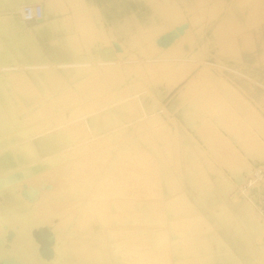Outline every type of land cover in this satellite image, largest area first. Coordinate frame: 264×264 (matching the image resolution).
Here are the masks:
<instances>
[{
    "label": "rangeland",
    "instance_id": "obj_1",
    "mask_svg": "<svg viewBox=\"0 0 264 264\" xmlns=\"http://www.w3.org/2000/svg\"><path fill=\"white\" fill-rule=\"evenodd\" d=\"M26 1L0 0V141L22 164L5 185L23 202L20 217L0 210V262L20 256L10 252L19 230L47 225L54 250L75 264H104L107 243L121 264H139L143 248L166 242L160 226L143 225L144 208L164 227L168 195L184 177L207 187L209 171L230 183L227 211L240 207L241 224L264 238V217L242 192L264 163V0H132L114 17L96 0H45L50 15L39 26L22 19ZM184 21L170 50L156 46L155 36ZM45 27L53 33L41 38ZM46 43L75 63L46 53ZM168 56L186 59L157 66ZM50 133L64 145L43 151L38 139ZM56 256L44 262L63 263ZM151 261L167 264L165 252Z\"/></svg>",
    "mask_w": 264,
    "mask_h": 264
},
{
    "label": "crops",
    "instance_id": "obj_2",
    "mask_svg": "<svg viewBox=\"0 0 264 264\" xmlns=\"http://www.w3.org/2000/svg\"><path fill=\"white\" fill-rule=\"evenodd\" d=\"M96 1L98 4L110 5L112 17L119 16L121 3L134 4L132 0L124 2L121 0ZM42 2L46 8L47 2L45 0ZM62 3L66 4V1H60L59 4L62 5ZM0 15L3 16L6 13L0 11ZM61 16L62 11L60 10L55 20L64 21ZM44 19L43 21L25 22L28 26H39L45 21ZM15 20L17 21V15ZM1 141L3 143L0 146L2 153L8 145L7 142L4 143L5 140ZM5 175V173H1L0 177ZM208 177L211 184L207 187H202L204 182L201 181V178H197L195 181L190 180L192 184L185 177L181 183L179 182L180 188L168 195L169 200L166 199L167 206L163 211V218L166 223L164 227L161 225L162 221L159 223L160 225H157L152 220L150 208H144L146 219L143 221V225L145 227L160 226L165 232L166 242L151 243L147 248H143L147 260L139 264H152L151 257L162 255L163 252L166 254L167 264H264V238L251 235L248 228L241 224V215H237V213L243 214L240 207L234 205L227 211V200L231 194V191L228 190L230 183H220L211 171H209ZM181 196H185L189 204H178L176 199ZM21 201L15 190L7 189V185L0 186L1 211L4 213L10 211V214L16 213L17 217H20L21 208H19V204L23 206ZM224 205L226 210H223ZM199 216L204 218L202 228L198 223ZM113 224L118 225L114 220ZM207 225L210 228H207ZM106 247L110 249L111 253L103 258L104 264H121L114 252L113 245L107 243ZM55 253L60 262L63 260L61 264H75L67 251H65L64 257L61 253H57V248H55ZM15 261L22 263L18 256H16Z\"/></svg>",
    "mask_w": 264,
    "mask_h": 264
},
{
    "label": "bare ground",
    "instance_id": "obj_3",
    "mask_svg": "<svg viewBox=\"0 0 264 264\" xmlns=\"http://www.w3.org/2000/svg\"><path fill=\"white\" fill-rule=\"evenodd\" d=\"M53 1V0H51ZM8 2V1H7ZM50 3V0L48 1ZM53 3V2H52ZM9 6H12L13 4L11 2H9L8 4ZM58 7V6H57ZM56 7V8H57ZM50 15V11L49 8L46 6L45 8V16L46 18ZM4 16V15H3ZM6 16V15H5ZM1 17V15H0ZM45 20V19H44ZM46 22V21H45ZM43 23V22H42ZM20 22H16L15 25H19ZM26 24V22H25ZM41 24V23H40ZM39 25V24H38ZM26 28V27H25ZM33 30V29H32ZM53 33L52 28L50 27H45L42 29L41 31V38H46L51 36ZM56 46L52 45L51 43H46L44 48L46 53L50 54L51 56H53L54 58L61 60V59H65L64 61H69V62H63L65 65L67 64H74L75 62H70L73 59V54H64V53H60V49L55 48ZM110 49V47L108 48ZM107 49V50H108ZM162 49V48H161ZM164 49V48H163ZM167 50L171 49V46L166 48ZM106 50V51H107ZM111 50V49H110ZM110 50H108L110 52ZM63 51H65L63 49ZM62 51V52H63ZM105 51V50H104ZM160 51V50H159ZM180 51V50H179ZM107 53V52H106ZM112 53V51H111ZM115 53V51H114ZM104 54V53H103ZM108 54V53H107ZM110 54V53H109ZM105 55V54H104ZM114 56V54H112ZM113 56L110 58H113ZM105 57V56H104ZM106 57H108L106 55ZM185 57H171L168 56L166 58L161 59V64H158L157 66L160 67H172L176 64V61H180L182 59H184ZM19 59V58H18ZM52 59V58H50ZM106 59V58H105ZM109 59V58H107ZM158 60V58H156ZM186 59V58H185ZM54 60V59H53ZM4 61L3 56L0 55V62ZM107 61V60H106ZM104 61V62H106ZM114 61V60H112ZM111 60L108 61V64L113 63ZM29 63V62H27ZM26 63V64H27ZM81 63V62H80ZM89 63V62H86ZM60 64V63H58ZM4 69H8L11 68L10 66L12 65H8L7 63L5 64H1ZM19 64L17 63V66ZM23 65V64H22ZM32 65V64H31ZM53 65V64H52ZM63 65V64H60ZM15 66V65H14ZM21 66V65H20ZM38 66H50L49 63H43L41 65ZM33 67V65H32ZM153 67V66H152ZM151 68V67H150ZM155 68V67H154ZM153 68V69H154ZM157 70V69H156ZM154 71V70H153ZM16 73V72H14ZM27 74V73H26ZM19 79V78H18ZM36 86V85H35ZM123 99V98H122ZM124 101V100H123ZM124 105H122L121 107L123 108ZM119 107L118 109H111V112L109 113L110 116V120L111 121H115V119H113V117L117 116L118 119H121V112L119 111V109L121 108ZM112 117V118H111ZM18 136L13 135L10 137V140H13L15 138H17ZM16 140V139H15ZM63 140V138L61 139L60 136H58L55 133H50L47 135H44L43 137L38 139V147L43 150V151H47V152H52L54 150L60 149L63 147V143H61V141ZM5 143V142H4ZM2 141H0V146H1ZM13 148V145H9L6 148L3 149V152L1 153L0 151V163H2V167L5 169L6 171V176L0 177V186L5 185L6 184V179H11L14 178L15 176H18V173H16L17 175L14 176V172H19L21 170H19L20 165L22 166V164L20 163V161L18 160H14L15 157H13V153L9 150L10 148ZM36 148V147H34ZM116 149L118 147H115ZM36 152H38V149H35ZM37 154V153H36ZM16 156V155H15ZM123 156V155H122ZM126 156V155H125ZM124 157V156H123ZM20 158V157H19ZM115 158V157H114ZM137 160V159H136ZM134 159V161H136ZM28 161V160H27ZM30 162V161H29ZM25 163V162H24ZM28 163V162H26ZM125 165V164H124ZM26 167V165H24ZM28 166V165H27ZM139 168L141 165H139ZM29 167V166H28ZM133 167V166H132ZM130 166V168H132ZM17 168V169H16ZM129 168V165H128ZM137 168V167H135ZM22 169V168H21ZM26 169V168H25ZM24 168L22 170H25ZM28 169V168H27ZM133 169V168H132ZM131 169V170H132ZM19 170V171H18ZM31 171V169L29 170ZM27 172V171H25ZM127 172V171H126ZM117 175V174H116ZM115 177V176H114ZM116 181V180H115ZM118 181V180H117ZM125 181V180H124ZM128 182V180H127ZM8 184V183H7ZM123 186V185H122ZM127 186V185H126ZM28 189V188H27ZM127 189V188H125ZM30 190V189H29ZM126 191V190H125ZM31 192V191H30ZM51 192V191H50ZM124 192V191H123ZM46 193V192H45ZM126 193V192H125ZM27 194V193H26ZM29 195V194H28ZM130 195V194H129ZM126 198H128L126 196ZM133 198V197H131ZM122 201V200H121ZM125 201V200H123ZM128 202V201H127ZM74 203V202H72ZM247 204V203H246ZM249 204V203H248ZM251 210V209H250ZM251 212V211H250ZM254 213V212H253ZM261 225L264 226V223L261 222ZM256 227V226H255ZM258 228V226H257ZM31 234H29L28 229L25 227L24 230H19L17 237L15 240H13V247L11 248L10 252L12 251H18L20 250L21 254L19 256L20 260L22 261H26V263H21L20 261H13V260H2L0 262V264H46V262L44 261H48L52 258V256L55 254V250L52 244L53 238H54V234L51 230V228H49L47 225L46 226H40L38 229H32V231H30ZM56 237V236H55ZM35 238V239H34ZM8 248V247H7ZM120 251V250H119ZM27 256V257H26ZM130 263V262H129Z\"/></svg>",
    "mask_w": 264,
    "mask_h": 264
},
{
    "label": "built area",
    "instance_id": "obj_4",
    "mask_svg": "<svg viewBox=\"0 0 264 264\" xmlns=\"http://www.w3.org/2000/svg\"><path fill=\"white\" fill-rule=\"evenodd\" d=\"M21 17L25 21H36L45 18V4L42 1L25 2L20 9ZM14 69L15 66H10ZM2 70H8L1 68ZM242 192L247 199L253 202L264 216V163L255 164L250 173H247L242 184Z\"/></svg>",
    "mask_w": 264,
    "mask_h": 264
},
{
    "label": "water",
    "instance_id": "obj_5",
    "mask_svg": "<svg viewBox=\"0 0 264 264\" xmlns=\"http://www.w3.org/2000/svg\"><path fill=\"white\" fill-rule=\"evenodd\" d=\"M44 18H40L38 21H43ZM190 22H181L169 30L162 32L161 34L154 37V42L159 48H168L175 43L177 38L185 34L187 28H189ZM54 239V238H53ZM53 242V241H52Z\"/></svg>",
    "mask_w": 264,
    "mask_h": 264
}]
</instances>
